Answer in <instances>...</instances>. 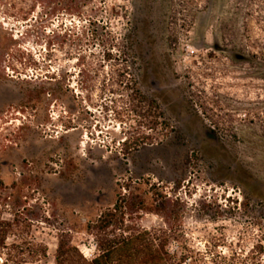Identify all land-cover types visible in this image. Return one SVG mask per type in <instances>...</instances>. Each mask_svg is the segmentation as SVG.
<instances>
[{
	"label": "rangeland",
	"instance_id": "1",
	"mask_svg": "<svg viewBox=\"0 0 264 264\" xmlns=\"http://www.w3.org/2000/svg\"><path fill=\"white\" fill-rule=\"evenodd\" d=\"M6 3L0 213L21 227L0 264H56L61 240L94 259L123 200L172 264H264V0H90L51 25Z\"/></svg>",
	"mask_w": 264,
	"mask_h": 264
},
{
	"label": "trees",
	"instance_id": "2",
	"mask_svg": "<svg viewBox=\"0 0 264 264\" xmlns=\"http://www.w3.org/2000/svg\"><path fill=\"white\" fill-rule=\"evenodd\" d=\"M10 6L7 15H16L20 21L28 22L33 15L40 11L42 23L51 25L55 19L63 16L84 17V8L90 0H21L23 8L15 9L12 0H2ZM16 10V11H15ZM47 29V27H46ZM140 104L146 102L139 90L133 92ZM148 120V119H147ZM153 126V121L147 122ZM124 201H118L113 208L102 214L100 219L90 226V232L97 241L98 255L87 260L70 242L60 241L56 264H172V258L168 254L165 242L158 243L153 232L140 231L125 226L127 207ZM12 222L5 221L0 213V251L6 249V242L14 231L21 227L16 218ZM46 255V249L42 250ZM4 262H9L8 255L3 254ZM23 261L17 264H22Z\"/></svg>",
	"mask_w": 264,
	"mask_h": 264
},
{
	"label": "flooded vegetation",
	"instance_id": "3",
	"mask_svg": "<svg viewBox=\"0 0 264 264\" xmlns=\"http://www.w3.org/2000/svg\"><path fill=\"white\" fill-rule=\"evenodd\" d=\"M136 90H139L141 93H142V95L145 97V99H146V104H147V106H148V111H147V113H149V114H151L152 115V113L156 110L157 112H159V114L161 115V116H163L164 115V113H163V111H161V108H160V105H159V103L156 101V100H149L146 96H145V94L137 87L136 89H135V91Z\"/></svg>",
	"mask_w": 264,
	"mask_h": 264
},
{
	"label": "built area",
	"instance_id": "4",
	"mask_svg": "<svg viewBox=\"0 0 264 264\" xmlns=\"http://www.w3.org/2000/svg\"><path fill=\"white\" fill-rule=\"evenodd\" d=\"M3 261V260H2Z\"/></svg>",
	"mask_w": 264,
	"mask_h": 264
}]
</instances>
